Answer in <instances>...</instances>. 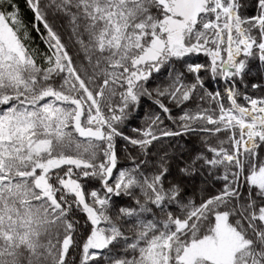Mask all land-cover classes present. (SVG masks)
I'll return each instance as SVG.
<instances>
[{
    "label": "snow or ice",
    "instance_id": "obj_1",
    "mask_svg": "<svg viewBox=\"0 0 264 264\" xmlns=\"http://www.w3.org/2000/svg\"><path fill=\"white\" fill-rule=\"evenodd\" d=\"M0 264H264V0H0Z\"/></svg>",
    "mask_w": 264,
    "mask_h": 264
}]
</instances>
